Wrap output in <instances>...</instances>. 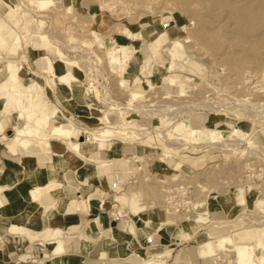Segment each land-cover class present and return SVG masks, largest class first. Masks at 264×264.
I'll return each mask as SVG.
<instances>
[{
    "label": "rangeland",
    "instance_id": "rangeland-1",
    "mask_svg": "<svg viewBox=\"0 0 264 264\" xmlns=\"http://www.w3.org/2000/svg\"><path fill=\"white\" fill-rule=\"evenodd\" d=\"M11 1L12 2L6 1L7 4L5 8L0 11V13L3 15L0 27V35L7 40L6 43L0 44V46H9L8 44L12 36L15 35L14 30L19 28L21 22H28L27 25H30L32 29L46 31L49 37L51 39L53 38V42L56 41L55 43H57L59 47V52L61 54H65L67 58L78 57L77 59H79L83 56H88L90 62H92L91 60L96 61H94L95 64L89 62L83 63L81 61V68H76V66L71 68L73 73L82 82L78 83L79 87H77V84L75 83L76 90L74 93L79 95L81 98L85 96L84 103H79L78 114L66 111L59 103V100L50 99L51 96L49 95L52 88L48 85H45V80L48 78V76L46 73L40 72V70H38L40 63L33 62L35 57L38 55L48 54L52 58L56 68H59V55H57L59 52L57 51L58 49H56V44L43 43L44 45L40 50L35 48L36 43L32 40L35 36L29 34L24 36L23 41L25 43H21V48H19L20 50L9 49V54L11 55L0 57V83H2V80H4L2 75L4 74V71L2 70V67L6 63V59L11 58L21 64L20 72L22 74V78H24V81L30 80L29 84L31 89L42 93L40 100L36 102L35 108L37 111L40 112V109L43 111V108L48 102H55L58 108L61 110V113L59 114V120L66 121V118L69 117L70 120H72L76 126L79 127L94 128L100 125L101 123H99L95 116L102 115L105 111L106 113L110 112L108 115L111 114V116H114L117 120L120 119V115L124 112L126 114L124 115L126 118L133 117L139 119L144 123L143 126H146L141 129V131L138 130V125L127 128L140 131L141 134H143L142 137H145L144 139L146 141H141L143 138L140 141L139 139L135 140L134 138V140L129 138V140L125 141L124 139L114 136H109L106 139L98 140L100 146L105 145L106 142H110V145L112 146H107L106 149L109 151H114L112 156H116L115 159H119L121 156H128L130 157L131 165L133 164V171L132 173H128L129 175L126 176L125 181L123 182V187H121L123 190L120 196L117 197L119 202L122 203L124 201V203L128 205V208L139 210L140 214L144 217L148 216V213L153 211L156 207L155 210L157 209L159 212L164 214L165 218L162 220L166 221L171 215L170 208L168 206H163L160 208L157 206L158 204H155L156 202L153 200V198L148 195L141 178L144 175L146 177H151V179L147 178L146 180L148 183L150 181H155L154 188H156L159 196L162 198V188L164 189V187L173 184L175 179L177 180L183 178V180L191 181L192 193L195 196L193 203H196V205H204V208L206 209L202 213L206 215L207 218L202 219L201 222L196 225L189 238L183 239L180 242H176L180 245L176 246L175 250L180 249L179 247H182L183 245H198L200 242L210 240L211 251L216 252L218 251L217 249L221 248L219 247V242H224L225 244L230 245V243L235 238L239 240H247L248 242L250 241L256 244V241L259 237H262V240L264 239V205L259 206L255 201L256 195L261 191H264V66L255 67L257 68L256 70H254V67L252 69L248 68V74L244 70H241V72L240 70H230L229 68H224V65H222L218 59L216 60V54L214 56L215 58H213L212 55H209L211 54L210 50H207L206 48L202 47L201 44H198L199 42L193 37L192 34L194 25L190 23V17L182 11L180 13V10L174 7L172 0L168 1H171L173 6L170 5V2L167 0H155L153 4L143 3L142 1L123 2L122 0H79L80 6L76 7V11L73 12L74 14H72L70 18L66 17L67 15L69 16V14L67 12L65 13L66 10H62L64 7L61 6V4L69 3L70 0H60L58 4L50 2L49 0H39L41 3L47 4V6L45 5L42 7H37L35 4L32 5L31 3L26 2V0ZM36 2L38 1L36 0ZM11 3H17L15 9L9 7L11 6ZM157 5L159 7H157ZM33 7H35V10H33ZM23 8L25 11L22 10ZM38 8H49L50 11H60L58 14L60 15L62 13L64 15L61 14L62 16H59L61 18L57 19L49 16L48 11H44V16V13L38 11ZM36 18H42L45 23L43 26L45 27L37 29L34 26ZM187 28H190V30H187ZM189 32L191 33L190 35H188ZM31 34L35 35V33ZM86 37L94 38L95 42L91 45L83 44L82 39ZM174 37L187 38L188 40H179L176 41L174 45H170L171 39ZM29 39H31V41H29ZM111 41L114 43V48H119L122 46V49L126 55L125 58L118 59L116 56L111 54ZM179 47L182 48V51L176 52ZM168 50H170L171 53H169ZM157 51L162 54V60L164 61L163 63L157 59ZM95 54L98 55L101 60L96 59ZM201 54L202 56H200ZM170 61L171 68L169 69L165 64ZM113 67L114 69L116 68V70H114L116 73L111 69ZM61 69H63V72L66 71V67L64 65L61 67ZM95 69H97V71ZM170 71H174L177 78L182 82V85L179 88L181 91L173 85L166 84L165 79L169 75ZM69 72L71 73L70 70ZM64 74H60V81L66 79L67 75ZM185 75L189 76L188 78H191L189 82L188 80L186 81L187 83L182 77ZM243 75H245L243 77L244 80H241L243 79L241 77ZM151 76L155 77L151 78ZM118 77L124 79L123 87H119L117 85L116 81L117 79L119 80ZM194 82H198L199 84L197 85L199 87H196L197 85L193 84ZM150 84L156 86L151 88ZM247 85H249V87L252 89L251 91ZM92 86H96L98 89L97 96L95 95V91ZM46 87L50 88V92L47 90L45 91ZM131 89L138 90L146 94V97L150 100H147V98L145 100V97H140L131 101L132 103H130L129 106L126 96L129 92L127 90ZM174 89H176L177 92ZM183 90L187 92L185 93ZM162 91L167 92L168 96L163 98L162 94L164 93H162ZM178 92L182 93V95L179 93L181 95L180 97L177 95ZM174 93L177 94L175 95ZM58 96L61 97L59 93ZM159 99L162 101V103L159 102ZM200 100H208L207 102L209 103H199ZM18 101V96H11L6 108H2L3 111L0 113L6 114L8 112H12V119L5 121L6 125H9L6 126L4 130L6 136L14 134L13 121L17 110L20 109ZM171 101L177 102H173V104ZM138 102L140 104L145 103L148 105L144 104L145 107L143 105V109L139 108L142 111H139L137 108L139 107ZM148 102L150 103V106ZM181 102H183V104H185L188 109L185 106L182 108L183 104ZM191 102L194 104L195 108L192 107ZM169 103H172L173 105ZM205 103L207 104L206 107ZM62 104L64 105V103ZM121 104L123 105L122 107ZM168 104L171 105V107L169 106V109L167 108ZM175 104L177 105V108L175 107ZM180 104L182 106H180ZM186 104H190L191 108H194V110L192 109L193 111H191V108H189L190 106L188 107ZM159 105H161L162 109L159 107ZM164 106H166L165 108H167V110L164 108ZM199 106H203L204 108ZM120 107L122 111L119 109ZM145 108L151 112L148 113ZM156 109H160V113L162 112V114L165 115H163L165 119L163 116H159L158 111H153ZM197 110H202L206 113H215V117H218V120L212 124L198 122L194 123L197 130H205L207 133L213 128L216 131L226 130V133H224V135H217V137H215L217 139L220 136L217 139V142L219 143L216 142L215 138V140H212L205 134L202 138L196 139L198 142H194L195 144L204 145L205 147L199 146L195 148L194 146H191V144L193 145L194 143H191L192 137L189 133H187L186 136H184L186 140L183 138V142L179 143L178 145V149L180 148V150L174 148L172 150L168 144L169 142L173 141V139L177 138L173 137L176 135L173 133V130H171L174 126V120L187 121L190 114ZM248 111L252 112L253 115H249L250 113H248ZM155 112L158 115H156ZM167 115L171 118H175L171 119ZM229 117L232 118L233 124H236L240 120L243 121V119L244 121H248L250 124L248 132L243 138V141H249L250 145H248L245 149H242V151H240V149L243 146H246L245 144L242 145V142L240 143L239 141V143L234 142L232 145L230 142L231 140L229 141V137L231 138L232 135L230 130L231 127L223 121ZM163 120L165 125L163 122H161ZM165 120L167 122H165ZM148 125L154 130L150 131ZM156 127L157 129H155ZM40 130L43 134L47 133V131L44 129ZM227 131L230 135L227 133ZM164 132L169 133V135L166 133L168 136L166 134L165 135L167 137L165 135L163 136L162 134ZM80 138L81 140H84L86 139V135H80ZM50 140L53 141L54 146H64V143L61 142L59 137H52ZM211 140L216 142V144H210L212 142ZM124 144V150L127 148L126 151H123ZM253 144H258L262 147L259 149L258 147L253 146ZM183 146L189 147L182 148ZM85 149L87 152V158L85 159L94 157L98 153V151L93 147V143L91 141L86 142ZM165 149L168 150V153ZM0 150H2L3 154L5 153V139L0 140ZM162 150H165V152L163 151L165 154L163 153L162 159L159 160L158 156H162V154H159L162 153ZM70 153V151H66L68 156ZM134 154L141 155L142 158L144 157V162L148 161L146 162L147 164L141 166L140 162L136 160ZM101 159L106 160L104 158ZM247 160L248 163L246 164ZM103 162L101 165L106 164L107 160ZM89 163L92 165L95 164L94 161H89ZM236 163H240L238 167ZM234 164L236 165L235 168ZM248 165L255 171V174L257 175H254L255 177H249L250 180L247 179L243 183H240V185H233L236 183L235 181L237 178L243 179L245 177V173H250L248 171ZM116 168L119 170L123 169L120 162L116 164ZM48 171L51 173H56V170L53 167H50ZM231 185H233V187H230ZM121 188L117 189L119 190ZM231 188L234 190L229 191ZM244 190L247 192L249 197H254L255 199H250L247 201L245 199L246 194L244 193ZM51 192L59 195L60 188H57ZM213 194L225 196L227 198L229 209L234 207V214L228 216L225 211L220 210L219 213L212 216L208 210V205H210L208 202L216 200V197H209ZM207 195L210 199L207 197L208 199L206 201ZM136 198L138 199L137 201ZM217 199L219 198L217 197ZM79 200L81 204L85 202L83 198H80ZM148 206L151 209L146 211V207ZM218 209H221V207H218ZM120 212L121 210H119V213ZM186 212H179V214H181V216L179 215L180 217L178 216L176 219L172 218L174 220L171 224H169V230L173 232L177 227L181 228V226H183L185 223ZM240 214L246 216L251 214L252 217L249 219L250 222L248 219H244L237 221V224L234 223ZM218 216H222L223 218H234L230 219L228 222L226 221L220 223L211 220L212 217L217 218ZM48 228L51 227H46V229ZM129 232L133 233V231ZM35 233L41 236V232L35 231ZM165 233L167 234V232ZM33 235L34 233H31L30 237H33ZM57 236L63 240L62 230ZM46 238H52L54 240V238L48 235V233L45 239L42 237L44 241ZM190 239L191 241H189ZM48 244L52 245L51 242ZM136 244L139 249L144 251V249L150 243L148 241V244L145 247L139 245L137 241ZM154 244H156V242ZM229 248L230 247L228 246L223 247L222 250L226 249L227 251ZM179 251L180 250H178V252ZM202 253L203 252L200 254ZM262 254L264 255V250L262 251ZM170 256L167 258V260L170 258ZM223 258L214 259V261L218 260L216 262L221 263L224 261L226 262L227 260ZM204 259L205 258L200 255V257H198V262L203 264ZM167 260L163 264H168ZM179 260H181L182 264H187L186 256L179 258ZM233 263L231 262L230 264Z\"/></svg>",
    "mask_w": 264,
    "mask_h": 264
},
{
    "label": "bare ground",
    "instance_id": "bare-ground-1",
    "mask_svg": "<svg viewBox=\"0 0 264 264\" xmlns=\"http://www.w3.org/2000/svg\"><path fill=\"white\" fill-rule=\"evenodd\" d=\"M37 1L38 2H36V0H26V2H29L32 5L35 4L37 7H40V6L42 7L45 5L47 6V4H43L39 0H37ZM49 1L56 3V4H58L60 2V0H49ZM122 1L123 2L142 1L143 3H148V4L152 3L153 4L155 0H122ZM172 1L174 4V7L178 8L180 10L179 11L180 13L182 11L183 13L187 14L190 17L189 18L191 20L190 23L192 25H194V27H195V28L193 27V33L192 34H193V37L199 42L198 44L199 45L201 44L202 47L206 48L207 50H210L211 54H209V55L210 56L212 55L213 58L217 57L216 60L218 59L222 63V65H224V68H229L230 70H240V71L244 70L247 72L248 68L252 69L253 67L255 68V67L264 66V0H172ZM168 2H170V5H172L171 1H168ZM155 3H158V2H155ZM6 4H7V2L5 0H0V11H2L5 8ZM21 4H22V2H21ZM10 5L11 6H9V7H12L13 9H15V6H17V3H11ZM61 6L64 7V9H62V10H64V11L66 10L65 13L67 12L69 14V16L68 15L67 16L65 15V16L70 18L72 16V14H74L73 12L76 11V7L80 6V2H79V0H70L69 3L61 4ZM35 7H33V10H35ZM157 7H159V6L157 5ZM169 7H171V6H169ZM174 7H172V8H174ZM49 8H51V7H49ZM49 8H43V9L38 8L39 9L38 11H41L42 13H44V11H46V12L48 11V13H49L48 15L52 16V18L53 17L57 18V19L61 18L59 16L62 13L60 15L58 14V12H60V11H55V12L50 11ZM57 8H59V7H57ZM22 10H24V8ZM39 14H40V12H39ZM62 15H64V14H62ZM2 16L3 15L0 13V27H1V23H2ZM44 16H45V13H44ZM10 18L13 19L12 17H10ZM17 18H18V16H17ZM19 21H18V23H19ZM27 23L21 22V25L19 26V28L18 29L16 28V30H14L15 35L12 36V38L8 44L9 46H7V47H9V49L20 50L19 48H21V43H23V44L25 43L23 41L24 36L29 34V35L35 36L33 39L31 38L36 43L35 48H38L41 50L45 43H48V44L52 43L54 45L56 44L55 45L56 49H58L57 51L59 52V47H58L57 43H55L56 41L53 42V40H52L53 38L51 39L46 31L41 30L42 31L41 32L39 30H34L31 28L30 25H27ZM43 23H44V20L42 18H36V20L34 22V26L37 29H40V28L45 27V26H43V25H45V23L44 24ZM187 27H189V26H187ZM190 28H187V30L188 29L190 30ZM31 33H35V35L31 34ZM190 34L191 33L189 32L188 35H190ZM31 39H29V41H31ZM55 40H56V38H55ZM179 40L185 41L188 39L187 38L174 37L171 39L170 45H172V44L174 45V43L176 41H179ZM29 41H27V42H29ZM6 42H7V40L4 39L0 35V44L6 43ZM94 42H95V40L92 37H89V38L86 37V38L82 39V43L85 45H91ZM113 44H114L113 41H111L110 42L111 54L113 56H116L118 59L119 58H125L126 55L122 49V46L119 48H114ZM82 50H84V49H82ZM181 51H182L181 47H179L178 50H176V52H181ZM197 51H199V50H197ZM200 51H201V49H200ZM168 52L171 53L170 50H168ZM202 54H203V52H202ZM202 54L200 56H202ZM215 54H216V56H215ZM57 55H59V57H58V59H59L58 61L60 63L59 68L58 67L56 68L55 64L52 61V58L48 54H40L37 57H35V59L33 61L40 63L38 70H40V72L46 73V75L48 76V78L45 80V85H48L53 90L55 85L57 84V82L60 81V77H59L60 74L65 73L64 75H67V76H66V79L64 81L66 82L69 89L73 90V92H74L76 90L75 89L76 85L68 77L69 75L71 76V79L73 77L72 76L73 71L71 68L73 66H76V68L77 67L81 68L82 67L81 61L83 63L84 62L94 63V61H96V60H91L92 62H90V59L88 58V56H86V57L83 56L84 58L81 57L79 59H77L78 57L77 58H67L65 56V54H61L60 52ZM156 57L158 60H160L161 63L164 62L162 60L163 57H162V54L160 52L157 51ZM96 59L101 60L98 55H96ZM20 65L21 64L16 62L14 59H11V58L6 59V63L2 67V70L4 71V74H2L4 77V80H2V83H0V102H1L0 113L3 111L2 108H4V107L6 108V105L8 104L9 98L11 96H18L19 97L18 103H19L20 109L17 110V113L14 117V121H13L14 134L13 135L6 136V134L4 133V123H5V121L12 119V116H11L12 112H8L6 114H0V138L5 139V145H6L9 153H11V154L21 153L23 155H29L31 157H35L37 159L36 164L39 167L43 168V164L45 161L52 160L53 149H52L51 142H50V138H52V137H59L61 141L66 143L67 147L70 149V152H71L69 155L70 158L71 157L73 158V156H72L73 154L78 155L79 157L82 156L84 158H87V152L85 149V145H86L87 141H91L93 143V142H97L98 140H101V139H106L109 136L118 137V138L124 139L125 141L129 140V138H131V139L134 138L135 140L139 139V141L142 138H143V140H141V141L145 140L144 139L145 137H142L143 134H141V132H140L141 129L146 127V126H143L144 123L141 122L139 119H136L133 117L126 118L124 116V115H126L124 112L120 115V119L117 120L114 116H111V114L108 115V113H110V112L107 111L108 113H106V111H105L102 115L95 116L96 119L99 121V123H101L100 125H98L94 128L93 127L84 128V127L76 126V124L72 120H70L69 117L66 118V121H60L59 120V114L61 113V110L58 108V106L55 102H48L45 105V107L43 108L44 109L43 111H41L42 109H40V112L37 111L35 108L36 102L40 100V96H42V93L39 91H35V90L31 89L30 84H29L30 80L24 81V78H22V74L20 72V69H21ZM63 65L66 67V71H64V72L62 70H60ZM165 65L167 68L170 69L171 68V61L167 62ZM111 69L113 71L116 70V68L114 69V67ZM256 69L257 68H255L254 70H256ZM261 69H263V68H261ZM69 70L71 71V73L69 72ZM95 70L97 71V69H95ZM114 72L116 73V71H114ZM255 72H254V74H255ZM97 73H99V72H97ZM248 73L249 72H247V74ZM244 76L245 75H243L241 77L243 78ZM67 77H68V79H67ZM182 77L184 78L183 80L185 82L187 80H188V82L191 80V78H188L189 76H187V75L182 76ZM123 80L124 79H122V78H119V80L117 79L116 82H117V85L119 87L124 86ZM241 80H244V78ZM245 81H244V83H245ZM165 82L168 85H173V86L177 87L178 90L181 91V89H179V88L182 85V82L180 81V79L177 78L176 73L174 71H170L169 75L165 79ZM193 84L197 85L199 83L194 82ZM193 84H192V86H193ZM155 86L156 85L150 84L151 88H154ZM247 86L249 87V85H247ZM196 87H199V86L197 85ZM245 87H246V85H245ZM92 88L94 89L95 95L97 96L98 95V89L96 88V86H92ZM198 89H195V90H198ZM174 90L176 91V89H174ZM251 90L252 89L250 88V91ZM127 91H129V92L128 93L126 92L127 93L126 99L128 101L129 106H130V103H132L131 101L136 100L137 98L145 97L144 98L145 100L147 98L146 94H144L138 90L131 89V90H127ZM183 91L185 92V90H183ZM248 91H249V89H248ZM162 93H164V94H162ZM162 93L161 94L163 95V98L168 96L167 92L162 91ZM179 93L180 92H178V94L177 93L176 94L179 95V97H180L182 95V93H180L181 95ZM157 94H159V93H157ZM201 94H203V93H201ZM108 96H109V93H108ZM171 96H173V95H171ZM148 99L149 98H147V100ZM166 100H167V98H166ZM207 101L206 100H204V101L200 100L199 103H201V102L203 103V102H207ZM159 102L162 103V101H160V99H159ZM176 102H174V103H176ZM172 103H169V104L173 105L174 103L173 104ZM178 103H180V102H178ZM181 103L183 104V102H181ZM184 103H185V101H184ZM207 103H209V102H207ZM144 104L145 103H141V104L139 103V107H137V108L143 109ZM158 104H160V103H158ZM169 104L167 106L168 109L171 107V105H169ZM145 105H148V104H145ZM145 105H144V107H145ZM161 105H159V107L162 109ZM191 105H192V107L195 108V106H194V104H192V102H191ZM191 105L189 104L187 106L188 107L190 106L189 108H191ZM122 106L123 105L121 104V107ZM149 106H150V103H149ZM149 106H146V107H149ZM180 106H182V105L180 104ZM184 106H185V104H183L182 108H184ZM206 106H207V104L205 105V107ZM208 106H209V104H208ZM121 107L119 109H121ZM133 107H134V105H133ZM165 107L166 106H164V108ZM175 107L177 108L176 104H175ZM199 107H203V106H199ZM167 108H165V109L167 110ZM194 108H191V111H193ZM130 109H131V107H130ZM140 109H139V111H142ZM145 110L148 111V113L151 112L150 110H147L146 108H145ZM121 111H122V109H121ZM164 111H163V113H164ZM145 113H147V112H145ZM158 113H159V116H161V117L164 115V114H162V112L161 113L158 112ZM248 113H250L249 115H253L252 112H250V111H248ZM155 114H156V112H155ZM214 114L215 113H206L202 110H197V111H194L193 113L190 114L187 121L186 120H177V121L174 120V124H173L174 126L172 127L171 130H173V133L176 135V136H173V135L172 136L177 137V138H175L176 140L173 139V141L169 142L168 145H170V148L172 150H173V148L178 149L179 143H182L184 139L186 140V138L184 136H186L187 133H189L190 136L193 138V140L191 138V143L196 142L197 141L196 139L202 138L205 134L207 137L211 138L212 140H215L216 139L215 137H217V135H220V136L224 135V133H226V130H224V131L217 130L216 131L215 129L212 128L210 130V132H207L208 133L207 134L205 132V130H197L196 125H194V123H197V122L198 123H204V124L205 123L206 124H212V123L216 122L218 120V117H215ZM156 115H158V114H156ZM175 115H176V113H175ZM220 115H222V114H220ZM168 117H170V116H168ZM164 119H165V117H164ZM223 121L226 124L230 125V127H231L230 130H231L232 135H231V138L229 137V141L231 140L230 142L232 145L234 142L239 143V141H240V143L242 142V145L245 144L246 146H243L240 149V151H242V149H245L248 145H250L249 141H243V138L245 137V135L247 134L248 129H249L250 124L248 121H244V119H243V121L240 120L241 122L238 121L236 124H233L231 117L226 118ZM161 122L164 123V120ZM165 122H167V121L165 120ZM172 123H173V121H172ZM135 125L139 126L138 130H140V131H136L135 129H127V128H131ZM164 125H165V123H164ZM40 129L46 130L47 133L43 134ZM155 129H157V127ZM166 133L164 132L162 135L164 136ZM227 133H228V131H227ZM83 134L86 135V139L81 140L80 135H83ZM167 134L169 135V133H167ZM226 136H228V135H226ZM217 139H216V142H217ZM229 141H227V142L230 143ZM212 142L210 144H214V143L216 144V142H213V143ZM217 143H219V142H217ZM227 145H229V144H227ZM191 146H194V148H195V147H199V146L201 147L204 145H199V144L194 143L193 145L191 144ZM253 146L258 147L259 149H260V147H262V146H259L258 144H253ZM184 147L188 148L189 146H183L182 148H184ZM126 150H127V148H125L124 151H126ZM165 150H166V152L168 151L167 149H165ZM165 150H162V153H159L160 155L162 154V156H160V157L158 156L159 160L162 159L163 153L165 152ZM178 150H180V148ZM191 150H192V147H191ZM174 151H176V150H174ZM134 155L136 157V160L140 162L141 166H144L145 164H147L146 162H148V161L145 160L146 162H144V159H143L144 157L142 158V156L138 155V154L137 155L134 154ZM98 161H100V164H101L103 161H106V160L99 159ZM115 161L120 162V164L123 167V169L120 168L121 170H115L114 173H116L117 176L121 177V175L124 172L132 173V171H133L132 165L133 164L131 165V163H130V157L121 156L119 159H115ZM103 163H105V162H103ZM240 163H238V164L236 163L237 167ZM247 163H248V160H247L246 164ZM251 163H253V162H251ZM242 164H244V163H242ZM236 165L234 164V168ZM136 167H134V168H136ZM240 167H241V165H240ZM128 168H130V169H128ZM248 168H249L248 171L250 173H245L244 174L245 177L243 179L237 178L235 181L236 183L234 182L235 184H233V185H238V184L240 185V183H243L245 180H247V179L250 180L249 177L251 178L252 176L257 175V174H255V171L253 169H251L250 166ZM113 170H114V168H113ZM71 172H72V170H71ZM114 176H115V174H114ZM73 178H72V180H73ZM122 178H123V176H122ZM147 178L151 179V177H146L145 175L142 176L141 179H142V183L145 185V188L147 190L148 195L151 196V198H153V200L156 202L155 204H158L157 206H159L160 208H162L163 206H166V207L168 206L170 208V211H171L170 218H168V220H166V221H164V220L159 221V223H157L156 227L151 232L145 234L144 242L149 241L150 244H148V246L144 249V251L138 248V246L136 244V239L133 236L132 238H130L128 240L129 251H127V253H124V254H115L114 253L113 255H111V257H106L102 260L99 259L98 261L91 260V259H85L82 264H163L167 260V258L171 255V252H172V247H170L171 245L158 249L154 243L158 240V237L160 235H165V236L167 235L165 233L166 232L165 229L166 228L169 229V224H171L173 222V220L176 219L179 215L181 216V214H179V212H177L175 208L171 207L170 204L167 203V201H166L168 198L167 192H168L170 186H166V187H164V189L163 188L161 189V191H163V198H162L161 196H159L156 188H154L155 187V185H154L155 181H150L148 183V181L146 180ZM65 179L67 180V177ZM181 180H183V178H181ZM11 184H12L11 181L0 182V219H1V217L6 215V213H7L6 208H9V204H10V201H8L6 199L5 194L2 193V191L4 188L9 187ZM233 185H231L230 187H233ZM61 186H62L61 182L59 180H56V179H54L50 182H47V183L33 182V186L28 190L29 198L33 202L43 203L44 201L42 200V196L45 193L51 192L57 188H60ZM67 186H69V185H67ZM115 188H121V183L118 180L115 183ZM232 190H234V189L231 188L229 191H232ZM244 193L246 194L245 199L247 201L250 199H252V200L255 199L254 197H249L247 195L246 191ZM99 194H95V196H93L94 198L87 197L88 198L87 200L92 201V199H93V201H97L99 204L103 205L105 203V201L102 199L101 195H99ZM207 197H208V195L206 196V201L209 197H211V198L216 197L215 201L212 200V201L208 202L210 204V205H208V210L212 216L219 213L220 210L225 211V213L228 216H231L234 214L235 209H234V207H231V209H229V207H228L229 205L227 204V198L225 196L219 195V194H217V195L213 194V195H210L208 198ZM217 197L219 199H217ZM59 198H60V194L55 196L52 200L45 202L44 205L46 204V207H48V208L49 207H55L56 202L59 201ZM79 199L80 198L73 196L69 199V204L73 205L74 207L80 206L81 203H80ZM194 199H195V196H194ZM194 199L192 200L191 206H189V208H187V210L184 211V212L187 211L185 213V215H186L185 216V223L183 222L184 224H183V226H181V228L177 227L176 230H174L172 232V236H173L175 242H180L183 239L189 238L193 229L196 227V225H198V223L201 222L202 219L207 218V216L202 213L206 209V208H204V205L203 204L196 205V203H193ZM137 200L138 199L136 198V201ZM255 201L258 203L259 206L264 205V191H261L259 194L256 195ZM124 205L125 204L123 201L120 206H124ZM218 207L219 208L221 207V209H218ZM149 209H151L149 206L146 207V211H149ZM78 210H79V208H78ZM127 213L129 215L127 225H128L129 231H133L134 234L137 233L136 230L141 229L142 225L149 226V223L151 221L149 216H145V217L142 216L140 214L139 210L133 209V208H128ZM250 217H252L251 214H249L248 216L240 214L238 216V218L234 221V223L237 224V221L244 220V219L245 220L248 219V221L250 222V220H249ZM172 218H174V219H172ZM233 218L234 217L223 218L222 216H218L217 218L212 217L211 220L217 221L220 223V222H226V221L228 222L230 219H233ZM95 221L98 223L99 219L96 217ZM236 224H234V225H236ZM102 227H103V225L101 224V228ZM7 228L9 230V232L21 233L25 236H30L31 233H34L33 237H35L37 235V233H35L34 230L27 227V225L25 226V225H22V224L15 222V221L10 222L8 224ZM108 228L110 230H113V227L108 226ZM9 232H7V233H9ZM47 233H48V235L52 236L54 238V240L52 238H46L45 242L46 243L51 242L52 245H51V248L48 251V253H46L45 255L49 256L50 259L54 260V259L58 258L60 253L64 252L65 244H64V241L57 236L61 233V229L59 227H51L48 229H44L43 231H41V236L45 239V237L47 236ZM0 238H1V235H0ZM219 245H220L219 247H221L220 248L221 250L217 249L218 251H216V252L211 251V241L210 240L200 242L198 245H195V244L183 245L182 247H180V249H179L180 251L176 252L175 261L177 262V264H182V262H181V260H179V258L186 256L187 264H200L198 262V257H200V255H202V257L205 258L203 260L204 261L203 264H226V262H227V264L229 262L230 263L234 262L233 264H251V263L264 264V255L262 254V251L264 250V239L262 240V237H259L257 239L256 244H254L250 241L248 242L247 240H239V239L234 238V240L230 243V245L225 244L224 242H219ZM227 246L230 247L227 251H226V249L222 250L223 247H227ZM201 252H203V253L200 254ZM223 257L227 260L226 262L224 261L225 263L224 262L223 263L216 262L218 260L214 261V259L223 258Z\"/></svg>",
    "mask_w": 264,
    "mask_h": 264
},
{
    "label": "crops",
    "instance_id": "crops-1",
    "mask_svg": "<svg viewBox=\"0 0 264 264\" xmlns=\"http://www.w3.org/2000/svg\"><path fill=\"white\" fill-rule=\"evenodd\" d=\"M5 1L12 2L11 0ZM8 55H11L9 47L0 46V57ZM72 76V79L70 75L68 77L79 87L78 83L81 80L74 73ZM153 77L155 76H151ZM46 90L49 91L50 88L46 87ZM49 96L52 100H59L66 111L76 114L79 111V103L82 104L85 101V96L81 98L76 95L64 80L57 82ZM6 126L9 125L4 123V130ZM50 142L53 149L52 160L45 161L43 168L36 164L35 157L21 153L11 154L6 145L4 154L0 150V182H12L2 191L10 204L9 208H6V215L0 219V264H82L85 259L98 261L111 257L114 253H127L129 251L128 240L133 236L139 245L145 247L148 244V242L144 243L145 234L151 232L165 217L163 213L155 210V207L148 213L151 220L149 226L142 225L140 230H136V234L129 232L128 205L124 203L125 205L121 207L122 203L117 200L123 189L115 188L117 180L123 187V182L129 174L124 172L120 177L114 173L115 170H119L116 168L119 162L115 161L116 156H112L114 151L106 149L107 146H112L110 142L102 146L98 141L93 142V147L98 153L89 159L75 154L72 155L73 158H70L66 154V151L70 149L63 141H61L64 143L62 147L54 146L51 140ZM124 146L125 144L123 151ZM101 158L106 159L107 163L101 165L98 161ZM89 161H94L95 164L92 165ZM50 167H53L56 173L48 171ZM54 179H58L62 184L60 198L55 207L48 208L46 204L44 205L45 202L57 196L54 192L45 193L42 197L43 203L30 200L28 190L33 186V182L47 183ZM95 194L101 195L105 201L103 205L93 199L92 201L87 200V197L94 198ZM73 196L83 198L85 202L74 207L69 204V199ZM119 210H121L120 213ZM96 217L99 219L98 223L95 221ZM12 221L27 225L37 232L43 231L46 227H59L62 230L65 244L64 252L57 259H50L45 254L48 253L51 245L46 243L40 235L30 237L21 233L9 232L7 227ZM101 224L104 228H101ZM108 226L113 227V230H110ZM165 230L167 235H160L155 246L160 249L171 245L172 253L167 263L177 264L175 254L179 249L175 250V248L180 244L174 241L171 230L167 228Z\"/></svg>",
    "mask_w": 264,
    "mask_h": 264
},
{
    "label": "built area",
    "instance_id": "built-area-1",
    "mask_svg": "<svg viewBox=\"0 0 264 264\" xmlns=\"http://www.w3.org/2000/svg\"><path fill=\"white\" fill-rule=\"evenodd\" d=\"M153 111L160 112V109H156ZM148 128L150 131L154 130L149 125ZM191 187H192L191 181L175 179L174 183L170 185L169 190L167 192L168 194V198L166 200L167 203H169L171 207L175 208L177 212H183L187 210V208L191 206L192 200L194 199V195L192 193Z\"/></svg>",
    "mask_w": 264,
    "mask_h": 264
}]
</instances>
